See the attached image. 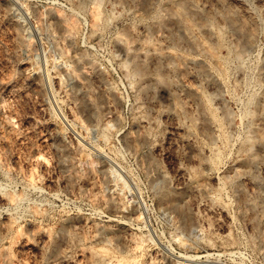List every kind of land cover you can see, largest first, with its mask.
<instances>
[{
	"label": "rangeland",
	"instance_id": "rangeland-1",
	"mask_svg": "<svg viewBox=\"0 0 264 264\" xmlns=\"http://www.w3.org/2000/svg\"><path fill=\"white\" fill-rule=\"evenodd\" d=\"M224 1L0 0V264H264V0Z\"/></svg>",
	"mask_w": 264,
	"mask_h": 264
},
{
	"label": "bare ground",
	"instance_id": "bare-ground-1",
	"mask_svg": "<svg viewBox=\"0 0 264 264\" xmlns=\"http://www.w3.org/2000/svg\"><path fill=\"white\" fill-rule=\"evenodd\" d=\"M224 1V0H223ZM178 2V1H177ZM219 2H220V0H219ZM222 2V1H221ZM172 3V2H171ZM180 3V2H179ZM224 3H225V1H224ZM229 3H230V1H229ZM175 4V3H174ZM226 4V3H225ZM233 4H234V2H233ZM228 6V5H227ZM227 6H226V9L224 8V10H223V12H220V8H219V12L221 13V15L220 16H222V17H224L225 19H227V21H229L231 24H233L234 26H236L237 25V27H238V25L240 26V24L237 22V14H236V11H234L233 9H228L227 8ZM230 7H232L231 5H229ZM233 6H235V5H233ZM187 7V6H186ZM185 7V5L184 4H182V3H180V4H178L177 3V5H175V6H169L166 10H167V12H168V14H169V16H170V20H171V18L172 19H174L175 21V23H177V25L179 26V28H181V29H183L184 31H186L190 36L191 35H193V36H196V30H195V28L196 27H198L199 28V26H196V25H194L193 23H192V21H191V19H190V11L189 10H187V8ZM223 7V6H222ZM221 7V8H222ZM194 8V7H193ZM195 8H197V7H195ZM218 9V8H217ZM240 9V8H239ZM209 10H210V8H209ZM192 11V10H191ZM214 11V10H213ZM239 11V10H238ZM242 11V10H241ZM200 12V11H199ZM216 12H218V11H216ZM218 12V13H219ZM25 13V12H24ZM202 13V12H201ZM200 13V14H201ZM207 13V12H206ZM212 13H214V12H212ZM208 14V17L210 18V19H212V18H214L215 19V17H217V16H215V14L216 13H214V14ZM195 14V13H194ZM199 14V13H198ZM203 15V14H202ZM200 16V15H199ZM220 16H219V18H220ZM200 18V17H199ZM218 18V19H219ZM224 18H222V19H224ZM193 19H194V17H193ZM201 19V18H200ZM202 21H203V19H201ZM200 20V21H201ZM221 20V19H220ZM245 20V19H244ZM201 21V22H202ZM206 22V21H205ZM209 22V21H208ZM218 22H219V20H218ZM223 21L221 20V23H222ZM225 22V21H224ZM223 22V23H224ZM240 22V21H239ZM243 22V21H242ZM200 23V22H199ZM203 23H204V21H203ZM203 23H202V25H203ZM210 23V22H209ZM245 23L246 22H244V27H245ZM227 24H228V22H227ZM201 27V26H200ZM207 27V26H206ZM205 27V28H206ZM202 28H204V27H202ZM208 28V27H207ZM206 28V29H207ZM240 27H238V28H236V29H239ZM178 29V28H177ZM240 29H242V28H240ZM246 29V28H245ZM237 31V30H236ZM239 31V30H238ZM164 33V32H163ZM185 34V33H184ZM162 35H164V34H162ZM166 37V36H165ZM186 37H188V36H186ZM168 38V37H167ZM198 38V37H197ZM143 39H145L144 37H143ZM146 39H147V37H146ZM149 39V38H148ZM147 39V40H148ZM201 39H202V37H201ZM147 40H145V43H147ZM188 40H190V39H188ZM166 41V40H165ZM191 41H193V40H191ZM201 42H203L202 40H201ZM206 42V41H205ZM192 43V42H191ZM140 44V42L138 43V45ZM193 44V43H192ZM196 44H198V41L196 42ZM205 44V43H204ZM202 45V44H201ZM206 45V44H205ZM212 45V44H211ZM155 46V45H154ZM203 46V45H202ZM150 47H153V46H151L150 45ZM210 47V46H209ZM155 48H156V46H155ZM205 48V47H204ZM213 48V47H212ZM152 49V48H151ZM210 49H211V47H210ZM210 49H208V52H210L209 50ZM156 50V49H155ZM200 50H202V49H200ZM205 49H203V51H204ZM206 51H207V49H206ZM138 52H140V51H138ZM167 52V51H166ZM215 52V51H214ZM213 52V53H214ZM148 53V52H147ZM206 53L207 52H205L204 54H205V56H206ZM181 54V53H180ZM210 55H211V58H212V54L211 53H209ZM178 56V55H177ZM177 56H175V54H173V53H171V52H168V53H166V54H162V53H158V52H155L154 53V55H152V59H153V62H152V67H153V69H152V71H153V74L155 75V77H156V81L157 82H160V83H166L168 86L166 87V88H171L172 89V91L173 92H175L177 89H176V85H177V82H176V85L174 86V84H175V82H171L170 81V79H169V76H173V74L172 75H170V72L172 71V69H173V66H172V58L173 57H176L177 58ZM182 56V55H181ZM142 57V55L140 54V55H136L135 56V58H136V60H135V62H132V63H134V70H133V72L134 73H141L142 72V70L143 69H145L144 68V56H143V59H140ZM146 57H147V55H146ZM134 58V59H135ZM151 58V57H150ZM175 58V59H176ZM186 58V57H185ZM184 58V59H185ZM213 58H215V57H213ZM183 59V58H182ZM183 59V61H185ZM188 59V58H187ZM190 59V58H189ZM178 60H179V58H178ZM193 61H194V59H192ZM196 60H198V59H196ZM196 60H195V62H196ZM194 62V65L196 64ZM205 62V61H204ZM184 63H186V61L184 62ZM199 63V62H198ZM208 64V63H207ZM190 64H188V66H189ZM191 65H192V63H191ZM193 65V66H194ZM186 66H187V64H186ZM186 66H184L183 65V67L185 68ZM188 66H187V68H188ZM198 66V65H197ZM201 66H202V62H201ZM174 67H177V65L175 64L174 65ZM179 67V66H178ZM195 68H196V65L194 66ZM210 67V66H209ZM124 68V67H123ZM194 68V69H195ZM202 68H204L203 66H202ZM205 68H207V67H205ZM183 69V68H182ZM190 69V68H189ZM209 69V68H208ZM125 70V69H124ZM130 70H132V69H130ZM177 70V69H176ZM184 70V69H183ZM199 70H201V69H199ZM198 70V71H199ZM125 71H127V70H125ZM129 71V70H128ZM151 71V72H152ZM175 71V70H174ZM190 71H192L191 69H190ZM209 71V70H208ZM207 71V72H208ZM150 72V73H151ZM177 72H178V70H177ZM182 72V71H181ZM185 72L187 73V71L185 70ZM202 72V71H201ZM206 72V71H205ZM204 72V73H205ZM130 73V72H129ZM148 73V72H147ZM174 73V72H173ZM190 73V72H189ZM188 73V75H190ZM127 75H128V73H126ZM175 74V73H174ZM195 74V73H194ZM199 74V73H198ZM211 74V73H210ZM209 74V75H210ZM131 75V74H130ZM196 75V74H195ZM201 75H202V73H201ZM213 75V74H212ZM211 75V76H212ZM152 76V75H151ZM150 76V77H151ZM198 76V75H197ZM196 76V77H197ZM207 76V75H206ZM149 77V76H148ZM154 77V76H153ZM204 77H205V74H204ZM210 77V76H209ZM209 77H207V78H209ZM200 78V77H199ZM215 78V77H214ZM152 79V78H151ZM196 79H198V78H196ZM213 79V78H212ZM211 79V80H212ZM203 81H204V79H202ZM202 80H200L199 82H201ZM214 80V79H213ZM213 80H212V82H213ZM153 81V80H152ZM211 82V81H210ZM209 82V83H210ZM207 83V82H206ZM216 83V82H215ZM82 84V83H81ZM158 84V83H157ZM218 84V83H217ZM217 84L214 86L213 85V87L214 88H216V86H217ZM80 85V84H79ZM221 85V84H220ZM82 86V85H81ZM83 87V86H82ZM179 87H181L180 86V84H179ZM210 87V86H209ZM165 88V89H166ZM220 88H222V87H220ZM81 89V88H80ZM176 89V90H175ZM179 89H182V88H179ZM194 89V88H193ZM197 89V88H196ZM217 89H219V88H217ZM167 90V89H166ZM175 90V91H174ZM168 91H170V90H168ZM193 91V90H192ZM195 91V90H194ZM197 91L198 90H196V93H197ZM216 91V90H215ZM219 91H220V89H219ZM88 92V91H87ZM215 93V92H214ZM89 94V93H88ZM173 94V93H172ZM175 95V94H174ZM186 95V94H185ZM88 96V95H87ZM187 96V95H186ZM217 96V95H216ZM215 96V97H216ZM263 96H264V94H263ZM176 97V96H175ZM262 98V97H261ZM260 98V99H261ZM89 100V99H88ZM91 100V99H90ZM222 100V99H221ZM92 101V100H91ZM91 101H89L90 103H91ZM175 101V100H174ZM180 101V100H179ZM210 102V101H209ZM262 102V101H261ZM208 103V102H207ZM201 104V103H200ZM208 104H210V103H208ZM217 104H219V103H217ZM222 104H223V102H222ZM225 104V103H224ZM203 106H204V104H202ZM202 105H200V107L202 106ZM220 105V104H219ZM225 105H227V104H225ZM213 106V105H212ZM228 106V105H227ZM223 108L224 107H226V106H222ZM202 108H204V107H202ZM212 109V108H211ZM262 110V109H261ZM262 111H264V107H263V110ZM213 113V112H212ZM261 113V112H260ZM208 114V113H207ZM264 114V113H263ZM228 115V114H227ZM263 116V115H262ZM205 117V116H204ZM210 118H208L207 117V120L208 119H210V121L212 120L211 119V116H209ZM215 117V116H214ZM225 118H226V116H225ZM224 118V119H225ZM227 118H229L228 120H230V116L228 115V117ZM226 118V119H227ZM261 118H263V117H261ZM263 120V119H262ZM209 121V120H208ZM212 122H214V121H212ZM211 122V123H212ZM216 122H218V121H215V123ZM204 125H206L207 126V124H203V126ZM218 126V125H217ZM213 127V126H212ZM208 128V127H207ZM204 129V128H203ZM216 129V128H215ZM260 129H258V130H256V131H259ZM206 133H207V135H208V137H209V139H210V142H211V140H213V134H212V132L211 131H209V129H208V131H205ZM215 132V131H214ZM260 132V131H259ZM204 133V132H203ZM261 135H259V137L261 136V137H263L264 138V129L261 131V133H260ZM215 135V134H214ZM206 136V135H205ZM190 138H192V137H190ZM212 138V139H211ZM194 140V139H193ZM215 140V139H214ZM212 141V142H215V141ZM187 141V140H186ZM192 141V140H191ZM261 141H262V139H261ZM264 141V140H263ZM188 142V141H187ZM196 143V142H195ZM263 144V143H262ZM191 145V144H190ZM189 145V146H190ZM193 145V144H192ZM191 145V146H192ZM198 146V145H197ZM96 147V146H95ZM192 147H194V146H192ZM97 149H98V147H96ZM197 148V147H196ZM195 148V149H196ZM200 149V148H199ZM201 150V149H200ZM200 150H198V151H200ZM197 151V150H196ZM192 152H194V151H192ZM195 154V153H194ZM201 154V153H200ZM198 155H199V153H198ZM194 156V155H193ZM195 157V156H194ZM197 157V156H196ZM200 157V156H199ZM264 157V156H263ZM202 157H200V159H201ZM205 158V157H204ZM246 158V157H245ZM199 160V159H198ZM201 160H203V159H201ZM200 160V161H201ZM202 163V162H201ZM206 163V162H205ZM249 163V162H248ZM250 163H251V160H250ZM203 164V163H202ZM255 164H257V163H255L254 162V164L252 163L251 165H249V167L246 169V171H245V176H247L248 177V179L250 180V184H251V182L253 183V185L254 186H256V190H258L257 191V193H256V196H255V199L254 200H252L251 201V199H249L250 201H249V205H251V207H253V209L255 210V208L254 207H256V206H258V204L259 203H263L264 202V194L262 193L263 192V177H264V175H263V177H260V176H258L257 175V173H256V168H255ZM260 164V163H259ZM258 164V165H259ZM263 164V163H262ZM257 165V166H258ZM262 166V165H261ZM258 168H260V167H258ZM257 168V169H258ZM242 169H244V167H242ZM264 169V168H263ZM260 170V169H259ZM181 171V170H180ZM183 171V170H182ZM261 171H262V169H261ZM185 172V171H184ZM263 172V171H262ZM183 173V172H182ZM185 173H187V172H185ZM240 173V172H239ZM241 173H242V171H241ZM240 173V174H241ZM262 174H264V173H262ZM184 175V174H183ZM240 176V175H239ZM239 176H237V177H239ZM245 176H243V177H245ZM185 177L187 178L188 176H186L185 175ZM185 178V179H186ZM242 178V177H241ZM235 179H237V178H235ZM243 179V178H242ZM246 179V178H245ZM238 180V179H237ZM248 180V181H249ZM187 181V180H186ZM233 181H235V180H233ZM240 181V180H239ZM238 181V182H239ZM242 181V180H241ZM240 181V182H241ZM193 182V181H192ZM237 182V183H238ZM234 183V184H236L237 186H239L240 188H243V187H241L242 185H241V183ZM243 182V181H242ZM247 182V181H246ZM187 183H189V180H188V182ZM195 183V182H194ZM166 183H164V185H165ZM249 184V185H250ZM192 185H193V183H192ZM191 185V186H192ZM235 185V186H236ZM252 185V184H251ZM168 186V185H167ZM236 186V187H237ZM163 187V186H162ZM164 187H166V186H164ZM169 187V186H168ZM196 187V186H195ZM251 187V186H250ZM253 187V186H252ZM170 188V187H169ZM244 188H246V186H244ZM162 189V188H161ZM164 189V188H163ZM168 189V188H167ZM166 189V190H167ZM177 189V188H176ZM238 189V188H237ZM253 189V188H252ZM173 190V189H172ZM241 190V189H240ZM243 191H244V189H242ZM255 190V191H256ZM175 191H178V190H175ZM254 191V190H253ZM253 191H252V193H253ZM162 192V191H161ZM173 192V191H172ZM166 193H167V191H166ZM165 193V194H166ZM171 193V192H170ZM244 193V192H243ZM169 194V193H168ZM248 194V193H247ZM255 194V193H254ZM254 194H252V197H253V195ZM172 195V194H171ZM161 196H162V194H161ZM163 197L164 198H166L164 195H163ZM168 197H170L169 195H168ZM244 197V196H243ZM246 197H248L247 195H246ZM250 197H251V194H250ZM249 198V197H248ZM178 199V198H177ZM177 199L175 198V197H173V199H172V201H171V199H169V201H171L172 203L171 204H173L174 205V207H176L178 204L177 203H179V202H177ZM245 199V198H244ZM246 200V199H245ZM168 201V200H167ZM243 203H245V202H243ZM168 204H169V202H168ZM180 204V203H179ZM246 204H247V202H246ZM246 204H244L245 206H246ZM248 205V204H247ZM264 205V204H263ZM172 206V205H171ZM262 206V205H261ZM181 207V206H180ZM250 207V208H251ZM172 208H173V206H172ZM217 208H219V207H217ZM247 208V207H246ZM175 210L177 209V207L176 208H174ZM178 209H179V206H178ZM183 209V208H182ZM182 209H180V214L182 215V214H185L186 212H184V210H182ZM211 209V208H210ZM220 209V208H219ZM248 209V208H247ZM260 209V208H259ZM258 209V210H259ZM206 210V209H205ZM209 210V209H208ZM262 210V209H261ZM260 210V211H261ZM256 212V211H255ZM219 213V212H218ZM253 214H254V212H252ZM258 213V212H257ZM263 213H264V211H263ZM215 214V213H214ZM220 214V213H219ZM180 215V216H181ZM255 215V214H254ZM263 214H261V216H262ZM186 216V215H185ZM182 217V216H181ZM218 217V216H217ZM264 217V216H263ZM263 219V218H262ZM264 221V220H263ZM187 222V221H186ZM254 222V221H253ZM257 222V221H256ZM261 222V221H260ZM260 222L258 221V223L260 224ZM251 223V222H250ZM255 223V222H254ZM258 223H256V227H258ZM252 225H253V223H252ZM254 226V225H253ZM263 226V225H262ZM264 227V226H263ZM261 228V227H260ZM254 229V228H253ZM262 229V228H261ZM255 230V229H254ZM257 230H259L258 228H257ZM100 257V256H99ZM102 257V256H101ZM183 258V257H182ZM181 258V259H182ZM104 259H105V257H104ZM183 259H187V258H183ZM97 260V259H96ZM101 260H103V259H101ZM100 260V261H101ZM185 261V260H184ZM198 261V260H197ZM105 262V261H104ZM208 262V261H207ZM96 263V262H95ZM101 263H103V261L101 262ZM215 263V262H214ZM106 264V263H105Z\"/></svg>",
	"mask_w": 264,
	"mask_h": 264
}]
</instances>
